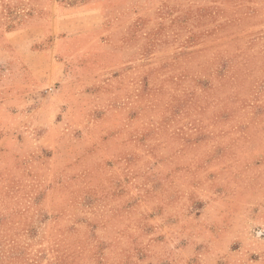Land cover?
Listing matches in <instances>:
<instances>
[{
	"label": "rangeland",
	"instance_id": "obj_1",
	"mask_svg": "<svg viewBox=\"0 0 264 264\" xmlns=\"http://www.w3.org/2000/svg\"><path fill=\"white\" fill-rule=\"evenodd\" d=\"M0 264H264V0H0Z\"/></svg>",
	"mask_w": 264,
	"mask_h": 264
}]
</instances>
